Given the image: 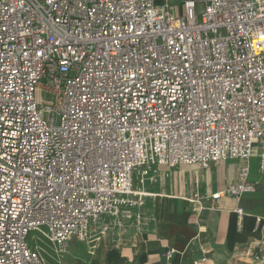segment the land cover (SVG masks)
Here are the masks:
<instances>
[{
  "label": "built area",
  "instance_id": "built-area-1",
  "mask_svg": "<svg viewBox=\"0 0 264 264\" xmlns=\"http://www.w3.org/2000/svg\"><path fill=\"white\" fill-rule=\"evenodd\" d=\"M254 156L264 0H0V264L61 257L157 166L238 160L209 197L238 198Z\"/></svg>",
  "mask_w": 264,
  "mask_h": 264
},
{
  "label": "crops",
  "instance_id": "crops-1",
  "mask_svg": "<svg viewBox=\"0 0 264 264\" xmlns=\"http://www.w3.org/2000/svg\"><path fill=\"white\" fill-rule=\"evenodd\" d=\"M241 164L157 166L143 180L136 175L140 205L116 219L104 216L87 240L70 239L61 257L48 246L46 263L256 264L254 255L264 254V174L257 158L248 161L253 191L209 198L237 182ZM170 248L175 252L165 255Z\"/></svg>",
  "mask_w": 264,
  "mask_h": 264
},
{
  "label": "rangeland",
  "instance_id": "rangeland-1",
  "mask_svg": "<svg viewBox=\"0 0 264 264\" xmlns=\"http://www.w3.org/2000/svg\"><path fill=\"white\" fill-rule=\"evenodd\" d=\"M41 243V246H42V248H43V252H42V254H43V257L45 258V255H46V252H47V247L49 246V247H51L52 245H51V243H49L47 240H45V239H42V242H40Z\"/></svg>",
  "mask_w": 264,
  "mask_h": 264
}]
</instances>
